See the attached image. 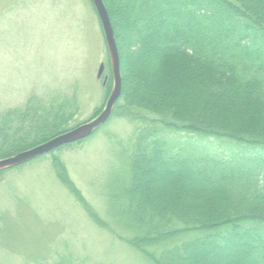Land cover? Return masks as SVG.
<instances>
[{"label":"trees","instance_id":"obj_1","mask_svg":"<svg viewBox=\"0 0 264 264\" xmlns=\"http://www.w3.org/2000/svg\"><path fill=\"white\" fill-rule=\"evenodd\" d=\"M102 1L122 79L111 115L141 125L111 198L126 244L151 264H264V0ZM76 108L29 99L1 114L0 159L68 131ZM180 134L192 145L171 150Z\"/></svg>","mask_w":264,"mask_h":264},{"label":"rangeland","instance_id":"obj_2","mask_svg":"<svg viewBox=\"0 0 264 264\" xmlns=\"http://www.w3.org/2000/svg\"><path fill=\"white\" fill-rule=\"evenodd\" d=\"M111 66L90 0H0V115L22 112L29 99L40 105L71 100L77 108L69 130L88 123L113 88ZM139 128L111 115L81 142L0 175V264H151L126 244L132 234L111 199L128 179ZM170 135L171 150L179 142L192 145L184 140L188 136ZM195 145L229 157L222 143L204 146L199 139ZM54 158L66 182L58 178ZM259 171L264 173V162Z\"/></svg>","mask_w":264,"mask_h":264},{"label":"water","instance_id":"obj_3","mask_svg":"<svg viewBox=\"0 0 264 264\" xmlns=\"http://www.w3.org/2000/svg\"><path fill=\"white\" fill-rule=\"evenodd\" d=\"M98 16L107 49L111 58V68L113 77V88L109 94L106 105L101 113L88 123H84L72 130L59 134L48 141L32 147L13 156L0 159V171L26 163L41 155L50 153L58 148L78 142L90 136L98 127L103 125L111 116L112 110L117 103L122 88V79L120 73V60L118 48L114 37L113 27L102 0H90ZM103 65H100L97 77L100 78L103 73ZM107 78H103V85L106 84Z\"/></svg>","mask_w":264,"mask_h":264}]
</instances>
